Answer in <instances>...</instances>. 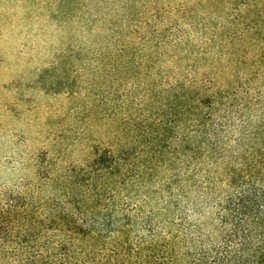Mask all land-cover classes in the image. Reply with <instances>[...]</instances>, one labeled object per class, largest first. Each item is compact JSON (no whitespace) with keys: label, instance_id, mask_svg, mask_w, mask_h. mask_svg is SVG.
<instances>
[{"label":"rangeland","instance_id":"374dc122","mask_svg":"<svg viewBox=\"0 0 264 264\" xmlns=\"http://www.w3.org/2000/svg\"><path fill=\"white\" fill-rule=\"evenodd\" d=\"M263 134L264 0H0L5 264L18 235L30 253L56 241L48 225L74 212L68 196L92 205L91 181L101 213L133 209V232L145 216L166 241L212 231L229 190L219 172ZM104 150L127 152L134 179L93 178Z\"/></svg>","mask_w":264,"mask_h":264},{"label":"trees","instance_id":"16d2710c","mask_svg":"<svg viewBox=\"0 0 264 264\" xmlns=\"http://www.w3.org/2000/svg\"><path fill=\"white\" fill-rule=\"evenodd\" d=\"M261 138L262 144L253 154L239 158L238 166L229 163L219 172L222 180L227 177L229 190L220 200L212 231L200 225L184 226L185 233L180 231L181 236L166 241L158 226L145 216L141 230L133 232V209L122 205L101 213L97 207L102 192L91 181L92 205L82 208L76 203L77 196H68L67 205L74 212L62 214L59 222L48 225V229L59 232L56 241L46 240L43 251L30 253V236L18 235L11 241L23 251L11 259L15 264H264V134ZM209 154L213 163L222 158L217 142L210 143ZM193 158L186 160L188 168ZM127 159V152L118 156L109 150L98 153L90 165L93 178L134 179V174L120 165ZM111 235L114 240L108 241ZM3 243L6 240L0 237V245ZM6 261L0 254V264Z\"/></svg>","mask_w":264,"mask_h":264}]
</instances>
